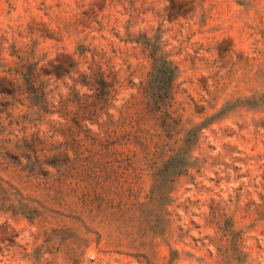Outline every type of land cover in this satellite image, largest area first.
I'll return each mask as SVG.
<instances>
[{
	"label": "rangeland",
	"instance_id": "374dc122",
	"mask_svg": "<svg viewBox=\"0 0 264 264\" xmlns=\"http://www.w3.org/2000/svg\"><path fill=\"white\" fill-rule=\"evenodd\" d=\"M0 264H264V0H0Z\"/></svg>",
	"mask_w": 264,
	"mask_h": 264
},
{
	"label": "trees",
	"instance_id": "16d2710c",
	"mask_svg": "<svg viewBox=\"0 0 264 264\" xmlns=\"http://www.w3.org/2000/svg\"><path fill=\"white\" fill-rule=\"evenodd\" d=\"M154 70L159 76L163 77L165 81H169V83L173 80L176 74L175 66L172 64L171 61L164 58H161L158 61L156 60V64H154ZM198 128L199 127L194 126L188 131V135L187 138L185 139L184 147L181 149V151L178 152V154L175 155L177 156V158L178 157L182 159L186 158L185 157L186 150L189 148L192 141L191 137L196 135ZM175 156L174 158H176Z\"/></svg>",
	"mask_w": 264,
	"mask_h": 264
}]
</instances>
